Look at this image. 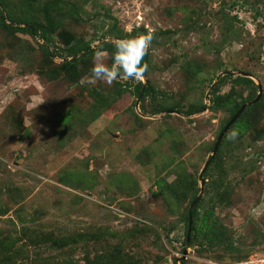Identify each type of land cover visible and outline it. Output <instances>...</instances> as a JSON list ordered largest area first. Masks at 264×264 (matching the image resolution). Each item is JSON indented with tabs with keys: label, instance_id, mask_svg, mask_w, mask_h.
I'll return each mask as SVG.
<instances>
[{
	"label": "rangeland",
	"instance_id": "rangeland-1",
	"mask_svg": "<svg viewBox=\"0 0 264 264\" xmlns=\"http://www.w3.org/2000/svg\"><path fill=\"white\" fill-rule=\"evenodd\" d=\"M0 2L11 26L43 25L47 4L54 27L41 40L0 26V264H218L264 251V97L243 108L245 134L229 139L228 129L201 173L197 211L213 210L211 241L183 242L202 165L251 88L233 85L228 107H211V95L234 76L264 89V0ZM149 30L143 79L89 83L96 52L113 63L102 43ZM85 43L94 53L70 54ZM137 84L150 92L136 96ZM45 232L75 240L30 243Z\"/></svg>",
	"mask_w": 264,
	"mask_h": 264
},
{
	"label": "trees",
	"instance_id": "trees-1",
	"mask_svg": "<svg viewBox=\"0 0 264 264\" xmlns=\"http://www.w3.org/2000/svg\"><path fill=\"white\" fill-rule=\"evenodd\" d=\"M41 12H42V18L44 21L43 25H40V24L33 22V21H29V22H26V24H24L23 26H19L18 24L11 26L5 22L6 21L15 22V19L8 15V11H5L2 8L1 2H0V26L4 27L6 29H9L11 31H14V32H20V33L28 34L31 37H38L41 40L42 39L46 40L47 34L52 33L54 30L53 18H52L51 13H50L51 12L50 7L47 4L42 5ZM114 45H115V43H102L99 49L104 50L107 53L112 55L114 53V50H115ZM87 48H88V44L85 43V44H81L78 47L75 46V48L69 47V51H70V54H74L76 52L83 51ZM41 49L45 54H49V51L46 49V47L41 46ZM92 53H94V50H91V51H88L85 53L83 51L81 53V58L85 57L86 55L92 54ZM223 77H220L219 79H217V82L222 83L224 80ZM209 79H212V78L210 77ZM229 82H230L231 86L229 87V90L227 93H225V94L213 93L211 95V97L209 99L211 107H228V105L232 103V95L234 93V86L233 85H236V84H244V85L250 86L251 91L247 94V96L245 97L244 100L249 101L254 97L255 89H257V86L253 83V81L250 78L245 77V76H234L233 78H231L229 80ZM134 90H135V95L140 96L141 98L145 97L150 92V88L147 85H141V84H137L134 87ZM259 97H264V89L262 90V93ZM241 103L242 102L230 106V116L226 119L224 124L230 119V117L234 114V112L240 107ZM166 108L167 107L157 106L153 109V112L159 113L161 111L166 110ZM204 108H206V107L203 104L199 105L198 107L189 106L184 111H181V113L186 114V115H190V114H194L196 112L203 111ZM61 115H62V119H60L61 121H65L66 118L68 117L67 113H63ZM224 124H223V126H224ZM247 124H248L247 120L241 114V115H238L236 117V119L231 123V125L228 127V129H233V130H235V132L238 133V135L242 136L246 132ZM218 146H219V144H218ZM214 160H215V157L210 158L209 163L206 167H208L212 163V161H214ZM205 171H206V169H204L203 174ZM156 184L158 185V187H160L163 184V181L157 180ZM194 197L195 196L192 195V199L190 200L189 203H191V201L194 199ZM197 205H198V202H196L192 208L189 226H188V218H187V212H186V216H185L186 221H185V228H184L185 237L183 240V242L185 244L189 243L192 239L196 240L199 237L205 239L208 242H210L212 239L213 221H212L211 216H212L213 210L211 208L207 209L202 213L201 216H198ZM74 240H75V238H73V237L56 238L51 233L45 232V233H41L40 235L33 236V239H31L30 243L34 244V245H43L45 248H48V249H62V248L64 249V248L68 247L70 244H72L74 242ZM248 253H246L240 257H237V258L227 259V260H223V261L239 260V259L244 258ZM182 262H183L182 260L179 261L180 264H182Z\"/></svg>",
	"mask_w": 264,
	"mask_h": 264
},
{
	"label": "clouds",
	"instance_id": "clouds-1",
	"mask_svg": "<svg viewBox=\"0 0 264 264\" xmlns=\"http://www.w3.org/2000/svg\"><path fill=\"white\" fill-rule=\"evenodd\" d=\"M154 38V31L149 30L132 38L118 39L114 45L111 66L105 63L106 53L96 52L90 69L89 83L103 82L110 86L120 79L136 81L143 79L149 69L144 57L148 54ZM237 135L238 133L232 132L229 139H235Z\"/></svg>",
	"mask_w": 264,
	"mask_h": 264
},
{
	"label": "water",
	"instance_id": "water-1",
	"mask_svg": "<svg viewBox=\"0 0 264 264\" xmlns=\"http://www.w3.org/2000/svg\"><path fill=\"white\" fill-rule=\"evenodd\" d=\"M256 86H257V93L254 96V98L252 100L248 101L246 104L240 105V107L234 112V114L230 117V119L224 124V126L220 129V131L216 135V138H215L214 143L212 145V149H211L210 155L204 161V163L202 165V168L200 170V173L198 175L199 192L194 197V199L191 201V203H190V205L188 207V211H187L188 226L190 225V217H191L192 208L195 205V203L198 201V199L200 198V196L202 194V191H203V179L201 177V173L204 171V169L208 165L210 158H212L214 156V154H215V152L217 150L218 144H219V142H220L223 134L226 132V130L228 129V127L231 125V123L236 119V117L243 110V108L246 107V105L251 104V103H254L259 98V96L261 95V93H262V87H261L260 83L257 82ZM172 111L173 110H167V112H172ZM173 112H175V111H173ZM185 253H186V251H185V249H183L181 258L184 257Z\"/></svg>",
	"mask_w": 264,
	"mask_h": 264
},
{
	"label": "built area",
	"instance_id": "built-area-1",
	"mask_svg": "<svg viewBox=\"0 0 264 264\" xmlns=\"http://www.w3.org/2000/svg\"><path fill=\"white\" fill-rule=\"evenodd\" d=\"M218 264H264V251H251L242 259L222 261Z\"/></svg>",
	"mask_w": 264,
	"mask_h": 264
}]
</instances>
